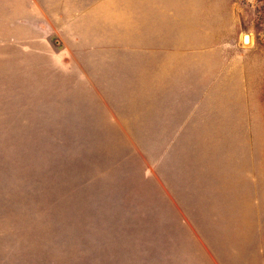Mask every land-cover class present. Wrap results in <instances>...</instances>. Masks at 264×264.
Segmentation results:
<instances>
[{"label":"rangeland","instance_id":"374dc122","mask_svg":"<svg viewBox=\"0 0 264 264\" xmlns=\"http://www.w3.org/2000/svg\"><path fill=\"white\" fill-rule=\"evenodd\" d=\"M0 264H264V0H0Z\"/></svg>","mask_w":264,"mask_h":264},{"label":"water","instance_id":"95a60500","mask_svg":"<svg viewBox=\"0 0 264 264\" xmlns=\"http://www.w3.org/2000/svg\"><path fill=\"white\" fill-rule=\"evenodd\" d=\"M244 39H245V41L249 42L250 36L249 35H245Z\"/></svg>","mask_w":264,"mask_h":264}]
</instances>
